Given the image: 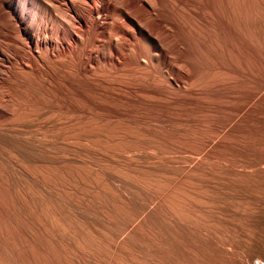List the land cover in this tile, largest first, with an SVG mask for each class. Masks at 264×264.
I'll return each mask as SVG.
<instances>
[{"label": "bare ground", "instance_id": "1", "mask_svg": "<svg viewBox=\"0 0 264 264\" xmlns=\"http://www.w3.org/2000/svg\"><path fill=\"white\" fill-rule=\"evenodd\" d=\"M89 1L64 0L69 7L60 0H14L16 13L12 12L11 17L0 6V38L11 49L8 58L13 76L0 89V109L5 117L0 118V264H49L45 248L26 239L32 236L31 229L8 220V212L15 213L12 197L51 198L57 209L76 217L84 234L87 232L82 226L89 223L116 250H123L130 234L140 226L138 217L128 220L123 217V227L113 230L106 216L97 217L86 206L89 203L84 199L90 194H83L85 205L80 203L83 195L77 199L80 189H84L78 187L79 182L53 186L44 175L47 168L67 172L75 163L86 161L98 176L114 186L120 203L132 207L143 201L144 214L152 213L165 220L166 216L158 213L163 204L176 218H166V222L169 220L173 226L175 220L178 229L187 228L185 221L190 219L187 210L194 212L196 217L191 223L196 221L195 226L219 220L220 212L212 213L217 203H211L218 191L223 200L233 198L235 205L241 206L239 209L228 206L229 214L248 211L247 203L264 204V134H259L258 129V124L264 121L258 115L259 108L264 109V58L259 57L263 62L258 65L251 60V52L259 53L264 46L249 35L236 42L240 33L235 29L236 0H143L146 12L171 26L170 44L166 40L170 41V37L165 38L168 34H158L165 33L162 29L156 32L158 29L143 9L134 6L135 0H112L111 11L112 18L124 17L135 32L112 26L116 37L109 33V40H98L86 8ZM93 12L100 17V8ZM81 13L87 19H81ZM72 15L84 22L85 27H77V19ZM26 17L38 30L46 23L51 35L49 45L54 50L48 48L45 40L37 41ZM5 26L8 36L4 34ZM123 36L134 37V43L123 42ZM94 44L97 50L93 52L90 47ZM29 47L33 54L27 53ZM169 50L171 60L166 57ZM5 55L0 48V57ZM21 58L27 63L20 64ZM216 63L221 64V70L214 72ZM207 87H220L224 95L219 106L222 116L206 113L223 133L213 132L215 135L208 139L204 136L205 126L201 128L208 104L204 97ZM167 92L171 93V99L166 98ZM3 93L10 98L8 103L3 101ZM65 126L87 130L109 144V148L77 147L62 141L61 132L51 139L38 135L40 128L53 130ZM205 140L210 142L209 151L202 147ZM159 146L169 154L160 157L148 151ZM171 149L199 153L202 157L171 158ZM114 166L128 168L139 177L129 179ZM178 175L188 180H179ZM174 182L184 183L185 187L173 190ZM197 182H204L211 189L196 190ZM82 184L109 194L98 183ZM212 189L217 192H211L210 198ZM73 191L76 199L72 197ZM223 203L219 205L222 207ZM193 207L202 209L204 214L191 210ZM222 218L226 219L221 215ZM37 225L42 228V224ZM193 227L187 228L189 235L204 240L209 237ZM63 234L74 237L64 229ZM69 237L66 240L72 244ZM123 251L128 253L126 249ZM257 253L264 258L263 247ZM134 264L139 262L134 260Z\"/></svg>", "mask_w": 264, "mask_h": 264}, {"label": "rangeland", "instance_id": "2", "mask_svg": "<svg viewBox=\"0 0 264 264\" xmlns=\"http://www.w3.org/2000/svg\"><path fill=\"white\" fill-rule=\"evenodd\" d=\"M61 2H64V0H60V3ZM66 5L69 7L71 6L70 4H66ZM0 6L2 7L3 11H5L6 14H8L10 17L12 12L16 13L14 0H0ZM134 6L141 10L143 9V12H145L146 15L148 16L150 23H152V25H154L155 28L158 29L156 30V32H159V29L165 31V33L161 31L162 33H158V34H161L162 36L168 34L165 38L171 36V33H169L171 32V26L168 25L167 23L159 21L150 12H146L143 7V0H135ZM113 7H114V3L112 0H96V1L91 0L86 3V8L91 13L89 19L93 20V24L95 26V34L98 40H109L110 38V36H108L109 33H111L112 38H115L116 36L115 35L113 36V33L111 31L112 26L118 27L120 29L128 28L129 31L135 32L133 28H130L132 26L127 21L125 22L124 17L122 16L120 17V15H118L117 16L119 17L118 19L116 16L112 18L111 11ZM97 8H100L101 10L102 15L100 14V17H97V15L93 12ZM234 11H235V29L237 32H240L239 37H237L236 39V42L237 40H239V38L247 37L249 35L253 38L259 39L263 43L262 45L264 46V0H236L234 5ZM72 16L75 20L77 19L74 15ZM79 16L81 17V19H85L86 17L85 14L83 13L79 14ZM26 22L30 31L35 35L37 41L42 42L43 40H45L48 43V48L50 47L49 49L51 51L54 50V47L49 45V40L51 39V35L48 31L46 23H43L42 28L38 30L35 28V25L33 24L31 19L26 17ZM80 25L82 28L85 27L84 22H81L80 19H77L76 26L79 27ZM163 27L164 29L166 28V30H163ZM4 34L7 36L9 35V30L7 26H5ZM135 36L139 37V35L137 34ZM22 39L27 43V39L25 37H22ZM3 40L4 38L3 39L0 38V48L6 53V55L4 57H0V62H1L0 64L2 65V67L0 68V89L1 87H3L5 80L13 79L12 73L10 72L9 69L10 58H8V55L11 56V49L7 47L4 43H1ZM121 40L123 42L127 41L131 44L134 43V37L132 36H123ZM166 40L168 44L171 43V37H170V41L169 38ZM90 49L93 52L96 51L97 44L91 46ZM28 52L33 54V51L30 47L27 49V53ZM263 52L264 50L260 51L259 53L251 52L252 53L251 60L257 65L259 64V62L262 63L263 59L262 61H260L259 57L261 56L262 58H264ZM169 54H171V50H169V52L166 55L167 59L171 60V55L169 56ZM26 57H28V55L27 56L25 55V58ZM25 58H21L19 63L26 64L27 60ZM220 68H221V64L219 65L218 63H216L213 71L214 72L219 71L221 70ZM162 70L165 77L168 78L169 75L167 73L166 68L163 67ZM170 84L171 83H169V85ZM6 96L7 95L3 93L2 99L4 102L8 103V100H10V98ZM204 97H206L205 100L207 99L206 103L208 104H206L203 112H205V114L208 112V115L212 113L211 114L212 117H214L213 116L214 114H218L219 116H222V113L219 112L221 110L219 106L222 104L224 95L220 87H213V88L207 87ZM166 98L171 99V93L167 92ZM214 99H216L217 101L216 100L214 101ZM218 100L221 101L219 102ZM2 113L3 111L0 109V118H5L4 114ZM205 114L203 113L204 116H203V123H201V128L205 126L204 128L205 129L209 128L208 131H210L208 132L203 128L205 133L204 136L207 135L205 136V138L208 139L214 133L215 134L223 133L222 131L220 132L219 127H216L211 123L210 119L212 117L208 116L207 114L206 116ZM258 115L264 118V109L261 110L259 108ZM258 129H259V134H264V121L258 124ZM205 131H207V134ZM58 132L62 133L61 134L62 141L74 144L77 147H90L101 150L104 149L105 146L109 148V144L105 143L96 136H92V134H90V132H87V130H72L68 126L53 130L48 128H40L38 130V135L45 139L48 138L51 139L52 137H55V134H58ZM257 134L258 132L254 133V135ZM202 147L204 148L205 151L211 150L210 142L208 140L202 141ZM148 151L156 153L160 157L169 154L166 152L163 146H159L157 148H150L148 149ZM185 156H192L193 158L202 157V155L199 153H191L187 150L175 151L171 149V158H178ZM221 161L224 160L222 159ZM114 168L122 172L124 175L126 174V176L129 179H131L132 176L135 177L138 176L136 173H134L128 168H123L121 166H114ZM44 175L46 179L53 184V186L55 185L57 186V184L59 186L60 183H67L72 181L79 182L78 187L80 188L81 186L82 188H84L83 191H85V193L80 189L81 194H79L78 196V194L76 195V193L73 191L74 195H72V197L76 199L77 196V199L80 200V196H82L83 194L85 195L86 192L92 195L90 197V195L88 196L86 194L85 197H88L87 199L86 198L84 199V195L83 198H81L82 201L84 199L85 202L89 204L84 203V201L80 203H84L83 205L86 204V206L89 205L88 208L90 207L93 210L92 212H94L97 217L106 216V218L110 221L111 223L110 226L113 230L119 231V228L123 227V224L121 223V219L123 217L126 218L127 220L138 217L140 223V226L137 227L130 234V236L126 240V243L123 244L124 247L123 250L126 249L128 251V253H125V251L121 249L118 250L114 249L112 245L108 243L107 239L105 238V235L103 236L101 233L96 232L91 226H89V223H85L82 226L84 228V231L87 232V234H84L81 231L80 227H78L77 225L76 217L65 210L57 209L51 198H45L44 200H30L26 196L12 197L11 202L15 207L14 209L15 213H13L12 211L11 213L8 212L9 214L8 220L11 223H13V225L20 224L25 227H29L31 229L32 236L26 237V239L28 240L29 243H35L36 245L41 244L42 247L45 248V254L49 264H118V263L134 264V260L138 261L139 264H250V263L264 264V258L260 257L259 254L257 253L259 247L264 248V204H262L261 206L259 204L257 205V204L247 203L246 205L250 206L248 211L243 212L242 211L243 208H240L242 212L238 214L236 213L229 214L230 212L228 211V209L226 210L228 206L237 209H239V207L241 206L239 207L236 206L235 200H233V198L228 197L227 199L223 200L222 199L223 196H221V193L219 191L218 193L217 190L215 191L214 189H212L211 191H209L210 198L212 195L211 192L213 194L215 192H217L216 194H219V195L214 194V197L212 195L213 197L211 198L212 205L217 203V205H215L216 206L215 208L213 206L214 211H212V213L215 211L217 213L220 212L218 213V215L220 216V218L221 215L222 217L224 216V218H226L225 220H223V218L221 220L220 218L219 220L217 219L218 221L215 219L213 222H210L203 227L201 226L202 224L204 225V223L200 222L201 225L199 224L200 225L199 228L198 227L199 225L198 226L196 225L197 227L195 226L196 221H194V223H191L193 220L192 218L196 217L194 216V212L193 211L189 212L188 210L185 211L187 216L190 218L188 221H185L186 224L185 226L187 228H192L193 226L190 225L192 224L195 226L193 228H197V230L200 229L202 232L205 233V235L212 237L209 238L206 236L204 240L189 235L190 232L188 231L187 228L178 229V227L174 224V222H176L175 216L171 215L170 212L167 210V207L163 204L159 206L158 213L161 214L162 216L164 215V217L166 216V218L175 219L173 220V226H171V223H168L169 220H167L166 222V218L165 220H163L162 218L152 213L147 215L144 214L145 213L144 210L146 209V207L143 201H140L139 205L138 204L132 205V207L131 206L128 207L123 203H120L118 201V195H116L117 192L114 189V186L109 181L103 180L100 176H98L95 173V171L92 170L91 164L86 161L75 163L74 166H72V168L70 167L67 172H63L60 170L56 171L47 168L44 171ZM177 178H179V180H182L184 182L188 180V179H181L180 175H178ZM82 182L88 184L98 183L102 188L106 189L109 194L104 195L103 193L100 192L98 193L97 189H96L97 191H94L92 190L93 189L92 187H88L85 184L80 185V183ZM177 183L179 184V182ZM177 183L176 182L172 183L171 186L175 184V186H173L175 187L173 190L178 188V186L185 187L183 182H182L183 184L181 183L182 185H178ZM197 183L198 184L196 185H198L199 187L196 186L197 187L196 190L206 191L209 187L208 185H207L208 187H206L204 182H202L203 184H201L200 182ZM127 185L128 187L133 188L129 184ZM200 185L202 189L200 188ZM210 189L211 188L209 187L208 190ZM133 190L137 191L136 189ZM215 195L217 196L216 198H218L219 201L214 200ZM194 198H196V195L194 196ZM163 199L166 201L167 197L164 196ZM199 199L204 200V198H199ZM219 202L221 203V205L223 203V206L225 204V208L223 206L222 208L221 205H219L220 204ZM191 210H196L201 215L204 214L203 210L200 208L194 209L193 207V209ZM138 212L140 213L137 216ZM254 212L255 214H253ZM1 215L3 216V214ZM231 216L232 217L234 216L233 218L235 219V221H233L234 219L231 218ZM141 217H144L145 219L141 221L140 219ZM228 217H230V219L232 220H229ZM231 221L236 223L235 224L236 226L234 225V223L231 224L232 223ZM37 223L42 224V228L38 229ZM63 229L66 230L67 233L72 234L74 236L73 239L70 238L68 235L67 236L64 235ZM107 233L110 234V232ZM62 234L63 237H61ZM68 237L72 240V244H69L67 242L66 238ZM251 259L253 260L250 261Z\"/></svg>", "mask_w": 264, "mask_h": 264}]
</instances>
